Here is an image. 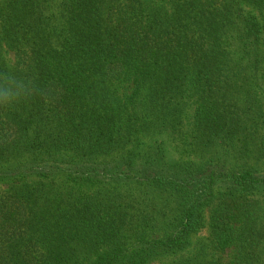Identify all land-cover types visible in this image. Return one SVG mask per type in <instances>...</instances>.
Segmentation results:
<instances>
[{
	"label": "trees",
	"instance_id": "16d2710c",
	"mask_svg": "<svg viewBox=\"0 0 264 264\" xmlns=\"http://www.w3.org/2000/svg\"><path fill=\"white\" fill-rule=\"evenodd\" d=\"M247 7L264 0H0V77L35 86L0 106V264H264Z\"/></svg>",
	"mask_w": 264,
	"mask_h": 264
},
{
	"label": "clouds",
	"instance_id": "9594fccd",
	"mask_svg": "<svg viewBox=\"0 0 264 264\" xmlns=\"http://www.w3.org/2000/svg\"><path fill=\"white\" fill-rule=\"evenodd\" d=\"M31 81L11 72L0 77V106L9 107L28 99L33 92Z\"/></svg>",
	"mask_w": 264,
	"mask_h": 264
},
{
	"label": "rangeland",
	"instance_id": "374dc122",
	"mask_svg": "<svg viewBox=\"0 0 264 264\" xmlns=\"http://www.w3.org/2000/svg\"><path fill=\"white\" fill-rule=\"evenodd\" d=\"M59 1V0H57ZM247 10H250L251 12H253L254 14H256L261 20L264 21V12H261L259 10H257L254 7H247ZM8 57L9 59L13 60V54L12 53H8ZM264 101V99H263ZM264 105V103H263ZM191 110V111H190ZM190 114H189V118L186 120V125L184 127V130H189L190 128V121H191V114H192V109H189ZM163 138V140L165 141V147H166V151L168 153V156L172 159H179L181 154H180V146H179V139H175L174 136H172L171 133L169 132H164L161 134H157L153 137V140L156 139H161ZM207 234V230L204 229L203 231H201V233H198L196 235L193 236L192 240L195 243L197 239L202 238V236H205ZM230 252L228 253V255L225 257V261L227 262L229 260V255ZM150 264H158L157 262H153Z\"/></svg>",
	"mask_w": 264,
	"mask_h": 264
}]
</instances>
